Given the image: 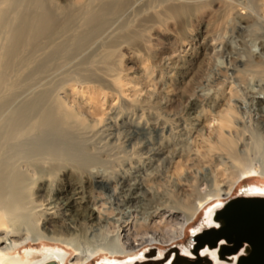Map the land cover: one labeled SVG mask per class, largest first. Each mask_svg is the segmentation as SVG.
<instances>
[{"label": "bare ground", "instance_id": "6f19581e", "mask_svg": "<svg viewBox=\"0 0 264 264\" xmlns=\"http://www.w3.org/2000/svg\"><path fill=\"white\" fill-rule=\"evenodd\" d=\"M122 1L62 0L60 4L67 6V10L62 12L56 9L54 2L47 0H0V209L14 230L22 223V230L33 236L39 235L40 224L34 223L38 227L36 230L32 224L38 213H42L40 216L45 221L61 218L66 227L74 229L62 232L66 234L63 240L74 244L80 251L74 260L76 264L83 263L92 255H87L89 245L97 242L103 241L106 247L120 251L136 249L145 240L152 244L157 240L153 235L139 236L148 229L143 222L131 224L136 230L134 232L130 225L126 232H121V223L126 217L123 210L115 214L118 218L114 222L110 219L115 213L114 205L119 209L121 203L128 206L137 203V199L121 200V193L129 185L126 173L134 163L128 156L129 152L142 158L154 150L152 155L157 161L174 166L164 185L159 183L165 177L163 174L150 173L145 174L136 186L144 195L142 201L154 199L155 195L147 188L149 184L168 190L162 197L165 201L159 203L160 199L155 200L157 205L152 204V210L146 213L148 218L158 214L165 220L166 216L172 218L174 210H181L183 221L178 222L174 239L184 235L202 205L201 200L211 195V191L202 195V186L217 188L220 177L231 168L242 166L234 174L238 175L252 172L256 167L242 147L248 129L243 121L242 106L232 104V98L239 97V90L234 81L223 79L220 71L215 73L212 84L219 85L214 98L190 97L183 115L190 117L193 110L200 106L202 109L197 126L185 131L191 142L177 153H174L173 146L163 143L164 137L172 138L171 128L157 130L149 122L137 121L144 119L146 107L159 106L162 109L164 97L158 94L155 84L148 89L142 80H132L114 61L115 52L107 49L118 47L116 42H110L107 34L113 18L124 10ZM133 7L140 14L139 20L136 19L139 21L136 30L139 31L152 27L153 22L174 19L181 33L189 34L191 20L197 15L212 14V34H229L239 39L244 50L245 47L247 49L246 38L252 42L259 40L260 56L254 58L249 54L246 62H240L243 69L237 68L232 59L231 63L239 73L234 80L245 85L250 84V78L264 80V0H134ZM215 42L218 43L217 40ZM220 45L224 48L217 56L232 52L225 41ZM140 58L143 61L142 55ZM173 67V62L166 59L167 74H172ZM129 85L131 87L127 88ZM128 92L131 97L139 98L134 100H141L138 106L125 108L124 104H117L119 97ZM143 95L147 98H141ZM211 102L214 109H223L213 111ZM257 106L259 114L264 116V104L258 100ZM109 111L113 112L112 116H109ZM107 117L109 122L106 123ZM113 126H118L116 132L108 133ZM181 126V130H185ZM153 132L156 134L152 135ZM142 138L146 140L140 143ZM120 144L129 148L128 151L122 150V155L116 153ZM157 147H161L160 150ZM175 158L179 159L176 163ZM261 165L264 166V161ZM94 168L98 169L97 176L90 174ZM116 168L120 170L115 172ZM67 171H72L71 176L75 180L93 175L95 186L91 196L82 184L75 188L66 184L61 187V175ZM40 181L42 183L38 185ZM111 182L115 183L114 190L109 186ZM182 185L187 187L186 192L182 191ZM103 190L112 193L113 201L109 208L106 207L108 201ZM231 191L232 188L229 189ZM239 195L264 197V187L244 188ZM38 197H41V202L36 200ZM89 204L97 207L94 217L92 213H85ZM219 207L210 209L204 225L194 230V241H189L181 250L169 252L161 249L158 255L154 249L148 255L144 251L141 261L131 260L129 263L238 264L240 256L245 253L244 248L239 249L238 254L239 250L231 252L232 247L221 246L226 243L225 238L221 239L219 246L218 243L211 244L212 241L199 245L197 241L200 235L206 237L202 230L220 225V219L215 215ZM138 214L133 212L130 217ZM88 221L99 226L96 228L92 223L91 238L79 229L80 224ZM18 238L6 234L0 240L5 247L11 248L21 243ZM13 250L17 251L16 248ZM49 257H54V254L28 252L25 264H42ZM20 261L15 258L11 264H21ZM104 261L105 264H128L114 257ZM51 263L59 264L56 260L45 264ZM0 264H5L4 259H0Z\"/></svg>", "mask_w": 264, "mask_h": 264}, {"label": "rangeland", "instance_id": "374dc122", "mask_svg": "<svg viewBox=\"0 0 264 264\" xmlns=\"http://www.w3.org/2000/svg\"><path fill=\"white\" fill-rule=\"evenodd\" d=\"M47 1L50 3L51 1L54 2L55 7L57 6L56 9H60L62 12L67 10L65 8L67 6H62L60 4V1L62 0ZM123 1L122 2L125 4H123L124 10L116 16L117 19L116 17L113 18L112 26L108 30L109 32L107 34V37L111 40L110 42H116L118 47H108L107 49L109 52H115L114 61L116 60V63L119 64V66L121 65V69L129 74L132 77V80H142L148 89H152V84H155L158 94L164 97L163 104H161L162 109H160L159 106L150 108L146 107L144 119H137V121H140L141 123L149 122L150 126L156 128L157 130H161V128L165 127L171 128L170 133L172 134V138L164 137L163 143L173 146L174 153H177L180 148L185 146L186 143L191 142V138L189 135L185 134V131L197 126V120L199 119L198 115H200V110L202 109V106H200L195 111H192L193 114L190 117L184 116L183 114L187 111L189 106L188 103L190 101V97L193 95H198L204 99L214 98L219 85L212 86V84L215 73L220 71L223 79L234 81L237 90H239V97L232 98V104L242 106L241 110L244 118L243 121L248 128L244 136L242 147L244 151L248 152L249 157L253 159L256 167L252 172L239 173L238 175L234 174H236L237 171H240L242 166H239L237 169L231 168L228 170V172L226 171L223 174V177H220V183L217 188L214 186L211 188L202 186V195H205L210 191L211 195L201 200L202 205L200 206L197 215L189 222L184 235L174 239L176 236L177 227L179 226L178 222L183 221V212L181 210H174L172 218L166 216L165 220L163 216L158 214H154L148 218L149 215L146 213L147 211L152 210V204L153 206L157 205L155 200L160 199L159 203L165 201V198L162 197H164L166 191L168 190H166L165 187L159 188L155 186V184H149L147 188H150L149 190L153 196L155 195L153 197L154 199L142 201L144 199V195L136 187L138 181H141L145 174L150 173L163 174V176L166 178L164 177V179L158 180H160L159 183L164 185V183L168 182V177L170 174H172L174 166H172V164L166 166V164L157 161V158L153 157L152 155L154 150L149 153V155L144 154L142 158L135 155L133 152H129L128 156L130 155V158H132L134 163L129 167L126 173V176L129 177V185L124 188V192L121 193V200H127L129 198L137 199V203H135L133 206H128L125 203H121L122 205L120 204L119 209H117L114 205L115 213L111 215L110 219L114 222L118 218V216L115 214H117L118 211L123 210L126 214V217L122 220L121 232H126L129 229V225L134 232L136 230L131 224L143 222L147 224L148 229L140 233L139 236L146 237L153 235L154 237L157 236V240L153 244L149 243V240H145L142 242L143 245L136 247V249H120V251H114V249L106 247V245L103 244V241L97 242L95 245H89L90 247L87 255H89V253L92 255L88 256V259L81 264H105L104 260L106 258L113 257L121 262H128V264H131L129 263L131 260L141 261L143 259L142 254L147 251L148 255L153 249L155 250L156 255H158L161 249L169 252L171 250H181L186 244L189 243V241L193 240V236L195 234L194 230L202 226V224L204 225L206 217L212 209L219 207L220 204H223L222 207H219L215 213V215H217L225 208L229 201L237 197L240 191L244 188H251L253 186L264 187V166L261 165V163L264 161V116L259 114L257 106L258 100L264 104V80H260L256 77L250 78L249 85H245L244 83L234 80L239 73L238 71L236 72V68H234V65L231 63L232 59L234 60L233 62L235 63V66L237 65V68L240 67V69H243L244 66L240 65V62H246L249 54L254 58L260 56L261 46L259 44V40L252 42L246 38L247 49L245 47L244 50V47L239 44V39L232 38L229 34H212V28L210 25L212 21V14L206 16L197 15L193 21L191 20L189 25V28L191 27L189 34L181 33L182 30L176 25L174 19H167L165 21H161V23L153 22L152 27H148L146 30L144 29L139 31V29L136 30V27L138 26L137 24L139 22L136 19L139 20L140 14H138V12H136L135 8L133 7L134 0ZM57 14H60L59 10H57ZM131 17H133V19H131ZM128 21L130 23L133 22V24H129ZM134 23H136V26ZM216 40L219 44L215 42ZM224 41L228 46H230V48H232V52L229 54L225 53L223 56H217V53L219 54V52H221L224 48L222 45H220ZM115 49L117 50L115 51ZM246 50H249V52H246ZM141 55L144 58L143 61L142 58H140ZM166 59H169V62H173L174 67L171 75L167 74L165 71ZM129 87L131 86H127V88ZM122 98L125 101L122 102ZM135 98L139 99L138 97ZM135 98L131 97L130 92H128L122 97H119L117 104L121 103V105L124 104L125 108H133L134 106H138L141 101L134 100ZM141 98L146 99L147 96L143 95ZM210 105L213 111L223 109L222 107L214 109L212 102ZM206 107H208V105ZM128 112H132V110ZM112 114L113 112L109 111V116H112ZM107 122H109L108 117L106 123ZM159 123H161V125ZM180 125H183L185 130H181L182 126L180 127ZM116 128H118V126ZM116 128L114 126L111 127L108 130V133H115ZM155 134L156 132L152 133V135ZM147 137H151V135H148ZM145 140L146 138H142L140 143ZM124 145L125 144L118 145L116 153H120V155H122V150L127 149V146ZM257 146L259 147V150L257 149ZM138 147L139 145H137V148ZM160 148L161 147H157L158 150H160ZM255 149L257 150V155ZM128 150L129 148L127 151ZM163 151L166 152V149ZM178 160V158H175V163ZM206 169L208 170V168ZM97 170L98 169L96 168L92 169L90 174L97 176ZM118 170L120 169L116 168L115 172H118ZM100 171L103 172V169H100ZM120 172H122V170ZM184 174H187V171H185ZM71 175L72 171H67L61 175V187L66 184L69 187L75 188V186L82 184L84 188L87 189L88 196H91V191L95 186L93 175H89L90 177L85 175L83 179L79 180H75ZM228 175L230 176L228 177ZM232 175L238 177L235 178ZM41 183L42 182L40 181L37 184L41 185ZM109 186L114 190L115 183L111 182ZM230 188H232L231 192H229ZM181 189L183 192L188 190L184 185L181 186ZM119 191L120 190L117 189L118 194H120ZM103 192L105 194V200L108 201L106 207L109 208L111 205L110 203L113 201L112 193L109 190H103ZM36 200L40 202L42 201L41 197H38ZM147 203L150 204L147 205ZM24 205L28 207V204ZM95 207L94 205L89 204L88 207H86L85 213H92L93 217L96 216L98 210L97 207ZM133 212L139 214L135 217H130L131 213ZM164 212L165 211H162V213ZM40 214L38 213L39 216L34 217L32 220V224L34 226L36 223L37 225L40 224L38 229L39 235L33 236L32 234L25 232V230H22V223L17 229L14 230L13 226H11L12 224L10 220H8L7 217V220L4 218V214L0 209V238L1 236L7 234L9 237L18 236V239L21 241L20 244L14 245L10 248L5 247L4 243H2L0 240V259H4L5 264H11L15 258H19L21 260L20 263L25 264L27 261L26 254L28 252L47 251L50 254H54V257H49L48 260L42 264L52 260H56L59 262V264H76L74 263V260L80 254V251L76 249L74 244L63 240V238L66 236L65 233H67L68 230L74 231V229L66 227L61 218H55L54 221H45L43 220L44 217L40 216ZM168 214L169 212L166 213V215ZM152 221L155 222V224ZM158 221L160 223H158ZM92 223L93 225H96L95 222L88 221L80 224L79 226L80 231L83 234H86L88 238L92 237L90 235ZM153 225L155 226V230L153 229ZM24 226L25 225L23 224V227ZM97 227L99 226L96 225V228ZM160 227L162 228L160 229ZM36 228L38 227L35 226V230ZM204 230L201 232H204ZM167 231H169V233ZM154 232L156 233L154 234ZM14 248H16L17 251H14ZM238 253H240V250L237 252V254ZM62 261L64 263H62Z\"/></svg>", "mask_w": 264, "mask_h": 264}, {"label": "water", "instance_id": "95a60500", "mask_svg": "<svg viewBox=\"0 0 264 264\" xmlns=\"http://www.w3.org/2000/svg\"><path fill=\"white\" fill-rule=\"evenodd\" d=\"M217 215L220 225L204 230V238L199 234V245L212 241L219 246L225 238L226 243L221 246L232 247L231 252L244 248L238 264H264V197L238 195Z\"/></svg>", "mask_w": 264, "mask_h": 264}]
</instances>
